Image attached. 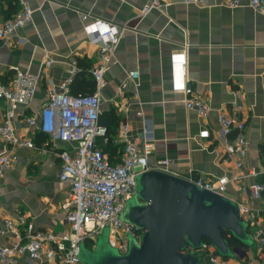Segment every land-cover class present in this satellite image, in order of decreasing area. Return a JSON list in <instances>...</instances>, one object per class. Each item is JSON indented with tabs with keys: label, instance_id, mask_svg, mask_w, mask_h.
Instances as JSON below:
<instances>
[{
	"label": "crops",
	"instance_id": "obj_1",
	"mask_svg": "<svg viewBox=\"0 0 264 264\" xmlns=\"http://www.w3.org/2000/svg\"><path fill=\"white\" fill-rule=\"evenodd\" d=\"M24 1L33 10V21L15 31L6 44L0 43V79L8 82L17 69L40 77L34 99L18 108L16 118L17 135L32 139L35 147L18 148L16 162L0 178V244L25 238L20 215L37 230L57 235L69 231L63 206L69 202L70 185L59 178L58 153L73 146H53L25 118L47 104L52 86L69 78L70 92L96 91L91 69L101 62L98 47L89 42L88 26L101 20L123 29L101 91L102 114L114 108L120 118L116 133L107 135L104 149L116 148L117 155L108 154L120 159L124 148L120 134L126 125L129 140L137 146L146 136L152 139L151 164L168 158L172 173L183 178L227 176L226 195L237 202L249 201L251 217L245 220L253 243L242 244L225 259L228 264H264V249L253 237L260 226L264 228V196L252 200L245 191L264 178V13L253 10L249 0H242L235 9L219 0H210L204 7L162 0L161 8L145 14L142 9L149 0ZM19 8L18 0L0 2V19L12 18ZM85 13L88 18L83 21ZM184 53L187 82L209 104L207 117L186 108L182 70L171 65L182 60ZM47 58L52 59L49 66H45ZM132 71L140 77L123 89ZM78 74L82 76L77 78ZM4 107L0 103V122ZM221 111L246 124L249 148L240 169L224 160L218 145ZM204 130L210 135L200 138ZM8 147L0 141V155ZM97 242L83 245L93 250ZM16 264L46 261L21 258ZM202 264L210 263L203 257Z\"/></svg>",
	"mask_w": 264,
	"mask_h": 264
},
{
	"label": "built area",
	"instance_id": "obj_2",
	"mask_svg": "<svg viewBox=\"0 0 264 264\" xmlns=\"http://www.w3.org/2000/svg\"><path fill=\"white\" fill-rule=\"evenodd\" d=\"M4 1L15 0H0ZM181 1L187 5L204 7L210 0ZM18 2L20 8L12 18L0 19V43L6 44L15 31L33 21L31 7L24 0ZM219 2L235 9L241 5L242 0ZM162 6V0H149L142 13ZM249 6L264 13V0H249ZM81 16L83 21L88 18L86 13ZM122 31V28L111 26L101 20L88 26L89 42L98 47L101 62L91 69L96 85L94 93L73 95L70 92L72 79L69 78L58 86H52L47 104L35 115L25 118L26 123L48 138L53 146L63 143L73 146L71 150L65 148L58 153L61 160L59 178L70 185L69 202L63 206L69 231L57 235L37 230L27 221L26 216L20 215L19 220L25 226V238L14 240L8 245L0 244V264H16L21 258L31 261L44 259L46 264H84L80 257L81 246L96 242L105 229L109 230V244L118 249L120 254L128 252L127 241L130 236L137 242L141 241L144 230L123 219L126 202L136 194L137 178L140 174L153 169L173 173L170 167L171 160L168 158L160 160L157 164L149 162V156L153 151L152 139L146 136L142 144L137 146L129 140L126 125L120 134L124 144L120 159H112L104 149L107 143V129L99 125L102 115L101 91L107 85L105 73L115 57ZM51 64L52 59L47 58L45 66ZM171 65L182 70L187 110L196 111L200 116L207 117L210 113L209 104L197 96L187 82L186 54L182 60L172 61ZM139 77L138 71L129 72L127 80L123 82V89L128 87L129 82L136 83ZM39 84V76L18 69L8 82L0 79V103H4L5 106L3 120L0 122V141L9 146L7 151L0 155V178L16 162L18 148L35 147L32 139L17 135L16 118L18 108L27 106L34 99ZM217 122L220 125L218 145L223 150L224 160L234 162L237 168H242L249 148L245 122L224 111L218 113ZM209 135V130H204L199 136L207 138ZM186 179L203 189L222 195H226L230 182L227 176L204 178L191 175ZM245 191L252 200H259L264 196V182L248 185ZM237 203L241 216L248 220L247 217H251L249 201ZM7 226L13 229L11 221L7 222ZM253 237L263 250L264 228L260 226ZM184 253L206 257L210 264H228L208 241L203 243L200 250L188 247Z\"/></svg>",
	"mask_w": 264,
	"mask_h": 264
},
{
	"label": "water",
	"instance_id": "obj_3",
	"mask_svg": "<svg viewBox=\"0 0 264 264\" xmlns=\"http://www.w3.org/2000/svg\"><path fill=\"white\" fill-rule=\"evenodd\" d=\"M133 198L123 219L144 230L141 241L120 254L105 248L109 235L105 229L93 252L81 246L84 264H202L201 255L184 251L188 247L200 250L208 241L217 254L228 258L239 251L229 238L245 246L253 243L249 223L235 200L186 178L157 169L146 171L137 178Z\"/></svg>",
	"mask_w": 264,
	"mask_h": 264
},
{
	"label": "trees",
	"instance_id": "obj_4",
	"mask_svg": "<svg viewBox=\"0 0 264 264\" xmlns=\"http://www.w3.org/2000/svg\"><path fill=\"white\" fill-rule=\"evenodd\" d=\"M80 75L82 76V74H78L77 78L80 77ZM93 91V90H92ZM88 92V93H82V94H91L94 92ZM73 95H79V93L77 92H71ZM120 123V118L116 112V110L114 108H111L108 111L103 112V114L100 117L99 120V125L102 127H105L107 129V135H114L115 129L119 126ZM105 151L107 153H109L110 155H117V149L113 148L111 145L105 148ZM264 182V178L263 181ZM229 241L231 243V246H235V247H242L243 245L238 242L237 240L233 239V238H229Z\"/></svg>",
	"mask_w": 264,
	"mask_h": 264
},
{
	"label": "rangeland",
	"instance_id": "obj_5",
	"mask_svg": "<svg viewBox=\"0 0 264 264\" xmlns=\"http://www.w3.org/2000/svg\"><path fill=\"white\" fill-rule=\"evenodd\" d=\"M134 197V196H133ZM132 197V198H133ZM131 198V199H132ZM128 200L127 202H126V210H127V208L130 206V204L134 201V198L132 199V200ZM108 234H107V242L106 243H104V245H105V248L106 249H108V250H110V249H115L117 252H119V250L118 249H116V248H113L110 244H109V241H108ZM99 239V238H98ZM136 240L133 238V237H129L128 238V241H127V244H128V246H130L133 242H135ZM89 251H91V252H93V250H95V249H93V250H90V249H88Z\"/></svg>",
	"mask_w": 264,
	"mask_h": 264
}]
</instances>
